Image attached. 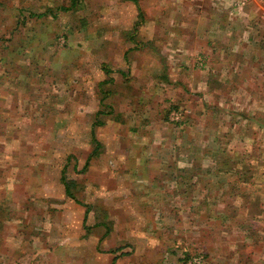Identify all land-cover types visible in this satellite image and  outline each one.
<instances>
[{
    "label": "rangeland",
    "instance_id": "obj_1",
    "mask_svg": "<svg viewBox=\"0 0 264 264\" xmlns=\"http://www.w3.org/2000/svg\"><path fill=\"white\" fill-rule=\"evenodd\" d=\"M0 264H264V0H0Z\"/></svg>",
    "mask_w": 264,
    "mask_h": 264
},
{
    "label": "trees",
    "instance_id": "obj_2",
    "mask_svg": "<svg viewBox=\"0 0 264 264\" xmlns=\"http://www.w3.org/2000/svg\"><path fill=\"white\" fill-rule=\"evenodd\" d=\"M106 72H107V74L110 76L111 71H110L109 68H106ZM112 82H113V77H112V76H110L109 78L107 77V78L104 80V84L112 83ZM110 85H111V84H110ZM99 145H100V143L97 142L96 147H95V150L92 152V155L97 154V152H98V148H99L98 146H99ZM92 155H90V157H91ZM88 165H89V162L87 161L86 166H88ZM67 190H68V187H67Z\"/></svg>",
    "mask_w": 264,
    "mask_h": 264
},
{
    "label": "crops",
    "instance_id": "obj_3",
    "mask_svg": "<svg viewBox=\"0 0 264 264\" xmlns=\"http://www.w3.org/2000/svg\"><path fill=\"white\" fill-rule=\"evenodd\" d=\"M94 150H95V148H94ZM94 150H93V151H94Z\"/></svg>",
    "mask_w": 264,
    "mask_h": 264
}]
</instances>
